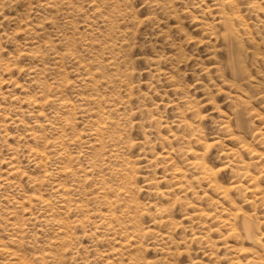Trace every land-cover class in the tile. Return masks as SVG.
Instances as JSON below:
<instances>
[{
    "label": "rangeland",
    "instance_id": "rangeland-1",
    "mask_svg": "<svg viewBox=\"0 0 264 264\" xmlns=\"http://www.w3.org/2000/svg\"><path fill=\"white\" fill-rule=\"evenodd\" d=\"M0 264H264V0H0Z\"/></svg>",
    "mask_w": 264,
    "mask_h": 264
},
{
    "label": "bare ground",
    "instance_id": "bare-ground-1",
    "mask_svg": "<svg viewBox=\"0 0 264 264\" xmlns=\"http://www.w3.org/2000/svg\"><path fill=\"white\" fill-rule=\"evenodd\" d=\"M218 5V4H217ZM188 127V126H187ZM249 228H250V225H249ZM248 230V229H247Z\"/></svg>",
    "mask_w": 264,
    "mask_h": 264
}]
</instances>
